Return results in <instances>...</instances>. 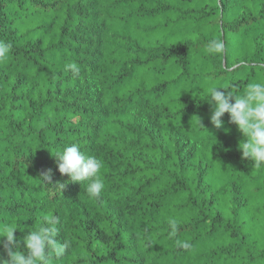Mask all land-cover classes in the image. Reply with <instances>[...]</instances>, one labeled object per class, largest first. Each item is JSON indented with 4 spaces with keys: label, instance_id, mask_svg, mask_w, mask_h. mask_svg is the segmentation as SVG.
<instances>
[{
    "label": "trees",
    "instance_id": "obj_1",
    "mask_svg": "<svg viewBox=\"0 0 264 264\" xmlns=\"http://www.w3.org/2000/svg\"><path fill=\"white\" fill-rule=\"evenodd\" d=\"M0 41L13 250L55 216L71 247L54 264H264V165L203 100L264 82V0H0ZM71 142L103 161L97 198L58 170Z\"/></svg>",
    "mask_w": 264,
    "mask_h": 264
},
{
    "label": "clouds",
    "instance_id": "obj_2",
    "mask_svg": "<svg viewBox=\"0 0 264 264\" xmlns=\"http://www.w3.org/2000/svg\"><path fill=\"white\" fill-rule=\"evenodd\" d=\"M8 47L0 41V53L7 51ZM219 47L217 41L209 45L210 49ZM68 67L74 74L79 71L75 64ZM203 100L212 105L210 122L215 128H223L222 117L225 113L230 115V122L243 135L239 144L242 158L250 159L256 166L264 165V82L249 81L243 96L233 92L231 87H213L209 89L208 98ZM54 156L62 175L66 174L71 182H80L90 197L100 196L104 190V181L99 175L103 167L100 158L86 154L76 142L65 144ZM50 173L51 169L43 174V179L52 184ZM52 185H57L61 190L65 187V183ZM42 219L39 226L31 227L23 237L24 250H13L17 244V228L0 227V264H54L56 259L65 255L71 242L67 238H57L60 234L58 218L45 216ZM184 246L187 247L186 244ZM4 252H7V257Z\"/></svg>",
    "mask_w": 264,
    "mask_h": 264
},
{
    "label": "rangeland",
    "instance_id": "obj_3",
    "mask_svg": "<svg viewBox=\"0 0 264 264\" xmlns=\"http://www.w3.org/2000/svg\"><path fill=\"white\" fill-rule=\"evenodd\" d=\"M93 24H94V23H93ZM145 125L148 126V127H150V124H149L148 122H145Z\"/></svg>",
    "mask_w": 264,
    "mask_h": 264
}]
</instances>
